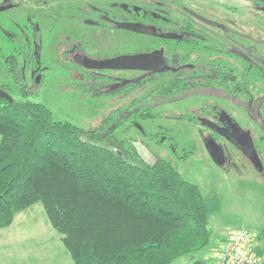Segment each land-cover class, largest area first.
<instances>
[{"label":"trees","instance_id":"16d2710c","mask_svg":"<svg viewBox=\"0 0 264 264\" xmlns=\"http://www.w3.org/2000/svg\"><path fill=\"white\" fill-rule=\"evenodd\" d=\"M93 80L92 96L113 104L92 127L56 118L27 92H11L12 100L0 95V230L41 201L73 264H174L187 254L191 264H210L195 255L212 238L200 186L171 160L150 161L133 138L117 133L135 127L158 143L171 138L168 127L151 133L141 121L182 96L181 81L152 71L120 81L94 73ZM103 83L112 89H97Z\"/></svg>","mask_w":264,"mask_h":264},{"label":"flooded vegetation","instance_id":"af4514ba","mask_svg":"<svg viewBox=\"0 0 264 264\" xmlns=\"http://www.w3.org/2000/svg\"><path fill=\"white\" fill-rule=\"evenodd\" d=\"M23 12L32 15L30 25L22 19ZM2 13L18 27L16 31L0 25L15 44L8 54L0 53L15 82L26 70L41 80L42 70L52 66L43 48L52 36L54 52H46L60 64L55 68L74 70L77 75L65 79L90 99H107L92 96L94 73L120 81L164 72L172 82L181 81L182 91V96L167 103L199 100L187 111L171 113L173 117L179 118L178 113L185 119L197 117L193 121L204 126L205 139L214 136L223 145L225 163L234 149L264 170V0H9L0 4ZM107 36L113 41L104 46L100 39ZM133 53L156 54L164 67L88 63ZM116 70L134 73L123 75ZM18 84L19 94L28 93L25 83ZM112 87L103 83L97 89L108 92ZM14 91L9 81V93ZM239 132L251 137L261 167L231 135Z\"/></svg>","mask_w":264,"mask_h":264},{"label":"rangeland","instance_id":"374dc122","mask_svg":"<svg viewBox=\"0 0 264 264\" xmlns=\"http://www.w3.org/2000/svg\"><path fill=\"white\" fill-rule=\"evenodd\" d=\"M7 3L9 0H0L2 5ZM7 19V15L2 13L0 25H3L5 29L17 31L18 27L14 22ZM22 19L29 25L33 20L30 13L24 12ZM3 28L0 27V53L4 55L8 54L15 44L9 37V33H4ZM100 40L104 41V46H106L107 43L110 44L113 41V38L107 36L101 37ZM54 43V36L48 37V43L46 42L43 47L52 66L47 65L48 69L45 72L44 69L42 70L41 80L39 81L37 77L33 78L32 73L26 70V72H22L18 82L25 83L28 97L46 103L53 110L56 118L67 119L85 127L99 125L103 115L113 102L108 99H90L86 92L78 90L68 82L65 78L75 77L77 73L74 70H66L61 67L55 68L60 64L46 52H54ZM55 50L60 52L59 46ZM2 58L0 54V87L7 88L9 92V81H12L16 90L14 94L19 95L17 90L19 84L17 81L15 82V76L10 75L9 65ZM46 60L48 59L46 58ZM114 73L129 75L134 72L116 70ZM4 83H8V86ZM198 102L197 98L192 97L164 103L155 108L156 112H160V115L141 121L145 129L151 133L163 131V126L168 127L167 132L172 136L163 142H156L135 127L126 131H123L121 127L117 133L126 138H133L148 160L153 161L157 156L171 160L186 178L200 186L211 207L209 228L212 238L209 246L197 251L195 255L196 257H205L211 261L210 264H214L217 261L213 256L212 246L219 242L218 239L221 236L226 235L235 227H247L252 234L251 243L259 244L264 250V170L256 168L243 152L240 154L234 149H231L232 155L228 156L225 164L217 163L206 147L204 126L193 120L173 117L171 114H176L175 111H187V107L197 106ZM185 152L188 153L187 158L180 159L179 155ZM38 204L40 205L29 209L27 207L23 210L26 211L24 225L17 226L11 233L12 244L9 249L13 251L15 258L13 261L9 260V264H23L27 260L34 263L33 259H29V253L35 254L42 248L49 249L48 252H43L41 257L44 264L66 263L65 260H62L64 256L71 263V256L62 243L60 233L49 221L50 226L60 237L61 243L56 241L54 235H48L44 231L42 215L45 210L41 202ZM36 224H39L38 228L34 227ZM5 229H1L0 232ZM32 230H36V235L30 233ZM217 258L219 263V251ZM48 259H50V263L46 262ZM191 263L192 258L188 254L178 257L174 262V264Z\"/></svg>","mask_w":264,"mask_h":264},{"label":"water","instance_id":"95a60500","mask_svg":"<svg viewBox=\"0 0 264 264\" xmlns=\"http://www.w3.org/2000/svg\"><path fill=\"white\" fill-rule=\"evenodd\" d=\"M90 65L95 67H125V68H140V69H162L164 67L160 57L153 53H133V54H121L116 57L107 59H89ZM0 95L7 97L8 99H13V96L5 89L0 87ZM239 134L232 133L231 135L235 137L237 143L241 148L247 152L255 163L261 167V161L257 157L254 146L251 143V137L247 132ZM205 144L210 154L214 160L219 164H225V150L221 143L217 141L214 136H210L205 139Z\"/></svg>","mask_w":264,"mask_h":264},{"label":"crops","instance_id":"0c3cea01","mask_svg":"<svg viewBox=\"0 0 264 264\" xmlns=\"http://www.w3.org/2000/svg\"><path fill=\"white\" fill-rule=\"evenodd\" d=\"M38 202H41V201H38ZM38 202H35L33 204H31L30 206H28V209L30 207H34L36 205H40L38 204ZM42 203V202H41ZM43 204V203H42ZM44 207V205H43ZM44 210H45V207H44ZM26 213V211L24 212H20L19 214H17V216H15L13 222L8 226L6 227L5 230H2L0 232V264H9V260L13 261L14 260V255H13V251H11L9 249L10 247V244L11 243V240H12V236H11V233H13L15 231V228L17 226H23L24 225V214ZM45 213H46V210H45ZM44 215H42V225H43V229L45 232L48 233V235H54L55 236V239L56 241H58L59 243L60 242V237H58L57 233L53 230V228L50 226L49 222L51 223L47 213ZM48 218V219H47ZM49 221V222H48ZM52 225V223H51ZM39 224H36L34 227L35 228H38ZM53 226V225H52ZM37 230V229H36ZM36 230H32L30 231V233L32 235H36ZM232 231V230H231ZM229 231V233L231 232ZM227 233L226 235L224 236H221L218 240L219 242L218 243H214V245L212 246V251H213V256L215 257L216 261L218 262V258H217V254H218V251L220 252L221 248H222V245H223V242L225 241V239L227 238L228 234ZM62 243L63 245L65 246L67 252L69 253V255L71 256V263H69V261H67V259L65 258V256L63 257L62 260H65L66 263H63V264H73V258H72V255L69 251V249L67 248V246L64 244L63 240H62ZM219 246V247H218ZM251 247L253 248V250L258 253L259 255H263L264 256V250L263 248L259 245V244H252ZM49 249H41V251H37L35 254L33 253H29V259H33V262L35 264H44V261L41 259L42 255H43V252H48ZM68 255V254H67ZM47 263H50V259H48L46 261ZM34 263H30L29 260H27L25 263L23 264H34ZM59 264H62L59 262Z\"/></svg>","mask_w":264,"mask_h":264},{"label":"built area","instance_id":"2783aa9c","mask_svg":"<svg viewBox=\"0 0 264 264\" xmlns=\"http://www.w3.org/2000/svg\"><path fill=\"white\" fill-rule=\"evenodd\" d=\"M252 234L245 227H235L223 242L219 252L222 264H264V256L256 253L252 245Z\"/></svg>","mask_w":264,"mask_h":264}]
</instances>
